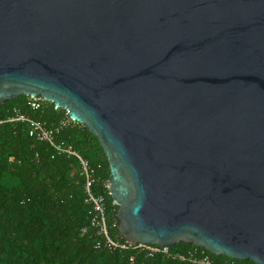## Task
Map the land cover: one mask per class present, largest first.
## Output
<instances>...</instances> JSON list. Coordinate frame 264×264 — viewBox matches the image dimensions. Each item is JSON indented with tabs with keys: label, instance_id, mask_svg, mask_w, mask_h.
<instances>
[{
	"label": "water",
	"instance_id": "obj_1",
	"mask_svg": "<svg viewBox=\"0 0 264 264\" xmlns=\"http://www.w3.org/2000/svg\"><path fill=\"white\" fill-rule=\"evenodd\" d=\"M97 138L127 241L264 264V0H0V103Z\"/></svg>",
	"mask_w": 264,
	"mask_h": 264
},
{
	"label": "trees",
	"instance_id": "obj_2",
	"mask_svg": "<svg viewBox=\"0 0 264 264\" xmlns=\"http://www.w3.org/2000/svg\"><path fill=\"white\" fill-rule=\"evenodd\" d=\"M10 106L47 122L59 116L52 104L33 110L25 104V96L18 95L0 103V120L7 117L5 108ZM27 129L22 122L0 123V264H190L163 254L148 256L132 247H95L100 237L94 229L81 232L88 224L90 207L84 202L78 159L57 153L49 143L29 136ZM54 138L71 145L91 165L100 164L96 189L105 199L106 220L118 221L105 186L107 160L95 135L76 122L60 129ZM119 234L117 227L109 230L112 238ZM193 247L179 241L171 249L186 254ZM212 258L217 263L255 264L225 255L212 254Z\"/></svg>",
	"mask_w": 264,
	"mask_h": 264
},
{
	"label": "built area",
	"instance_id": "obj_3",
	"mask_svg": "<svg viewBox=\"0 0 264 264\" xmlns=\"http://www.w3.org/2000/svg\"><path fill=\"white\" fill-rule=\"evenodd\" d=\"M25 104L33 110L43 109L49 104L52 108L59 112L58 118L53 122H47L42 119H37L22 112L17 106H10L5 108L7 117L4 121L22 122L27 125L28 135L35 140L47 142L54 147L57 153L72 155L78 159L80 166V175L83 177L84 188V202L89 205L88 224L81 228V232L85 233L89 227L94 229V233L100 238L97 239L95 247H104L110 250L126 249L132 247L134 249L143 250L148 256L154 254H163L171 258L186 260L190 264H232V263H217L212 258V253L201 246H195L186 254L173 251L171 246L158 245L154 243L136 242L132 243L123 238L120 234L116 238L109 235V230L113 227H118V222L112 220L110 223L106 220L105 214V199L102 193L97 191L96 183L98 176L96 171L100 168V164L93 166L89 161L83 158L71 145L56 142L55 134L62 128L73 126L74 121L68 114L66 109H62L54 105L50 101H46L42 96H25ZM106 186V184H105ZM122 238V239H121ZM133 257H130L132 261Z\"/></svg>",
	"mask_w": 264,
	"mask_h": 264
}]
</instances>
